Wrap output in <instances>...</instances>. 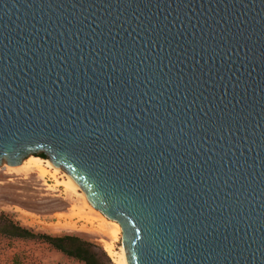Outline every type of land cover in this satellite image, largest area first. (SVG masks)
Returning a JSON list of instances; mask_svg holds the SVG:
<instances>
[{
  "label": "water",
  "instance_id": "obj_1",
  "mask_svg": "<svg viewBox=\"0 0 264 264\" xmlns=\"http://www.w3.org/2000/svg\"><path fill=\"white\" fill-rule=\"evenodd\" d=\"M40 152L127 264H264V0H0V168Z\"/></svg>",
  "mask_w": 264,
  "mask_h": 264
},
{
  "label": "rangeland",
  "instance_id": "obj_2",
  "mask_svg": "<svg viewBox=\"0 0 264 264\" xmlns=\"http://www.w3.org/2000/svg\"><path fill=\"white\" fill-rule=\"evenodd\" d=\"M41 155V152L31 154L25 162L32 157L42 158ZM42 159L47 160L46 157ZM88 203L79 192L65 190L51 177H43L37 171L23 174L11 170L7 165L0 168V216L37 234L79 236L94 244L96 252L105 253L110 263L115 264L105 250L106 244L113 242V226H109L108 230L101 229L103 225H112L110 223L115 221L101 214L103 220L89 209ZM70 222L77 224L76 227H68ZM114 245L119 250L122 239L114 242ZM0 264L83 263L64 256L40 241L14 239L0 233Z\"/></svg>",
  "mask_w": 264,
  "mask_h": 264
},
{
  "label": "trees",
  "instance_id": "obj_3",
  "mask_svg": "<svg viewBox=\"0 0 264 264\" xmlns=\"http://www.w3.org/2000/svg\"><path fill=\"white\" fill-rule=\"evenodd\" d=\"M42 158H45L43 154ZM0 233L9 238L40 241L47 244L55 251L64 256L74 259L83 264H111L106 254L95 251L96 246L76 235L52 236L48 234H37L21 227L16 222L0 216Z\"/></svg>",
  "mask_w": 264,
  "mask_h": 264
},
{
  "label": "bare ground",
  "instance_id": "obj_4",
  "mask_svg": "<svg viewBox=\"0 0 264 264\" xmlns=\"http://www.w3.org/2000/svg\"><path fill=\"white\" fill-rule=\"evenodd\" d=\"M10 169L15 172H20L23 174H30L31 172L37 171L43 177H51L57 185L64 187L65 190H71L77 193L79 192L81 197L87 200L84 193L72 183V181L68 178V176L64 172L54 170L48 164V161L45 159L32 157L28 161L23 163L21 167H17V168L10 167ZM88 207L91 211L96 212L104 220L101 213L96 211L91 205H89V203H88ZM110 224L112 225H106L105 227L103 225V227L101 228L103 230H108L110 228L109 226H113V231L111 232V237L113 242L111 243L106 242L107 244L105 246V250L112 258L115 264H127L122 247L119 250H117L114 245V242L118 241L121 238L120 225L115 222H111ZM76 225L77 224H72L71 222L67 224L68 227H76Z\"/></svg>",
  "mask_w": 264,
  "mask_h": 264
},
{
  "label": "built area",
  "instance_id": "obj_5",
  "mask_svg": "<svg viewBox=\"0 0 264 264\" xmlns=\"http://www.w3.org/2000/svg\"><path fill=\"white\" fill-rule=\"evenodd\" d=\"M28 220L30 219V218H27Z\"/></svg>",
  "mask_w": 264,
  "mask_h": 264
}]
</instances>
